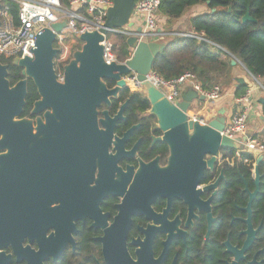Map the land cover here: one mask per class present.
I'll return each mask as SVG.
<instances>
[{"label": "flooded vegetation", "instance_id": "obj_1", "mask_svg": "<svg viewBox=\"0 0 264 264\" xmlns=\"http://www.w3.org/2000/svg\"><path fill=\"white\" fill-rule=\"evenodd\" d=\"M19 69L18 82L26 79ZM27 84L38 94L32 79ZM120 108L103 107L99 120ZM44 115L24 109L21 120L33 122L36 135ZM121 115L110 145L105 135L97 146L73 149L9 145L0 136V264H264L257 160L218 158L195 191L176 192L158 172L169 147L155 142L162 136L157 118ZM136 126L115 149V139ZM248 167L250 178L242 174Z\"/></svg>", "mask_w": 264, "mask_h": 264}, {"label": "water", "instance_id": "obj_2", "mask_svg": "<svg viewBox=\"0 0 264 264\" xmlns=\"http://www.w3.org/2000/svg\"><path fill=\"white\" fill-rule=\"evenodd\" d=\"M136 1L114 0L113 7L108 10L104 28L81 35L82 47L74 53L73 59L65 67L64 82L57 79L54 59L59 51L54 43L56 33L67 27L66 21L41 30L37 35L33 57L16 58L12 62L14 67L24 70L25 80L12 86L8 79L9 66L0 60V136L4 137L1 142L9 145L34 142L73 149L77 144L97 146L100 144V136L105 135L108 138L107 144L110 145L116 123L122 118L121 113L127 108L128 102L121 106L120 114L113 119L106 113L105 118L99 120L98 111L103 107H112L113 102L128 89L122 77L134 72L150 103V112L157 118V128L162 133L155 142H162L169 147L168 164L163 169L159 168L158 172L165 183L174 185L173 191H195L206 166L213 168L224 150H242L239 144L243 140L222 136L228 120L225 111L219 112L206 125L200 123L202 118H197L196 121L191 119L189 111L193 104L205 102V98L195 90L187 91L179 102L173 103L165 92L147 80L155 59L166 48L165 43L139 41L137 37H130L127 43L133 52L132 58L125 63L109 65L105 62L102 45L105 36L112 29L134 27L132 19ZM242 21L244 24L256 23L249 13ZM141 31L142 27L138 29V32ZM231 65L236 67L242 64L233 58ZM28 79L33 80L40 96L33 105L32 114L45 113L44 120H37L36 135L33 134V122L21 120L27 104ZM107 81L114 82L115 86L109 88ZM238 83L245 82L238 80ZM100 126L107 131H101ZM136 128L137 126L132 128L122 141L115 139V149L121 148ZM136 149L137 145L133 152ZM263 161V155L257 159V175Z\"/></svg>", "mask_w": 264, "mask_h": 264}, {"label": "trees", "instance_id": "obj_3", "mask_svg": "<svg viewBox=\"0 0 264 264\" xmlns=\"http://www.w3.org/2000/svg\"><path fill=\"white\" fill-rule=\"evenodd\" d=\"M208 1L210 4H207ZM1 2L2 9L9 11L17 19L18 5L13 0ZM62 3L68 6L69 0H62ZM197 5H207L208 12L192 18L191 25L198 37H203L210 43L198 38L176 37L165 43V50L153 63V71L166 80H174L186 72H192L201 87L210 90L219 85L221 78L227 86L231 84V59L236 58L248 73L262 80L264 85V0H160L158 16L166 18L168 26ZM248 13L256 23H243L242 19ZM108 38L114 44L117 59L120 62L128 60L133 54L127 43L128 38L122 34H109ZM1 62L9 66L8 79L12 86L16 85L21 78L20 69L12 65V60L2 58ZM107 85L112 88L114 82L107 81ZM247 91L248 86L245 83L238 84L236 99L245 96ZM128 99L126 111H150L151 106L144 93H132L129 89L113 102L110 109L117 111ZM37 100L39 96L36 89L30 87L25 110H32ZM221 155L224 159L256 161L253 155L246 153L237 157L236 150H224ZM259 169L264 176V161ZM251 170L250 167L245 168L242 174L250 178ZM227 174L235 175L236 172L228 170Z\"/></svg>", "mask_w": 264, "mask_h": 264}, {"label": "built area", "instance_id": "obj_4", "mask_svg": "<svg viewBox=\"0 0 264 264\" xmlns=\"http://www.w3.org/2000/svg\"><path fill=\"white\" fill-rule=\"evenodd\" d=\"M13 1L19 8L17 19L9 11L0 10V60L4 58L14 61L16 58L33 57L37 35L41 30L51 28L54 23L66 21L67 27L62 32L56 33L54 43V47L59 51L54 59L59 82H64L65 67L73 59L74 53L81 49V35L87 32L101 31L106 23L108 10L114 5V0H69L68 6L63 5L62 0ZM159 8L160 0H137L132 21L143 22L142 31L138 32V30L129 27L109 30L102 42L103 58L107 64L127 61L120 62L117 59L114 44L108 38L109 34H122L127 38L137 37L139 41L146 42H161L166 38V34L163 33L159 25ZM176 36L198 38L208 42L196 34H177ZM132 55L129 59L132 58ZM250 76L258 82L257 78ZM122 78L130 91H133V86L136 88V92H143L136 73L132 72ZM147 80L157 89L165 92L167 98L173 103L181 100V96L184 94L183 88L187 86L195 90L199 96H203L207 103H217L223 98V90L220 85H215L210 90H204L192 72H186L174 80H166L152 70L147 75ZM258 84L262 85L260 82ZM235 104V110L228 118L222 136L234 140L245 138L244 149L236 150L237 157L243 153L253 156L264 154V138L247 133L251 92L247 91L245 96L236 99ZM190 117L194 121L198 118L197 116ZM210 121L201 119L200 123L206 125ZM222 157L220 155V158Z\"/></svg>", "mask_w": 264, "mask_h": 264}, {"label": "crops", "instance_id": "obj_5", "mask_svg": "<svg viewBox=\"0 0 264 264\" xmlns=\"http://www.w3.org/2000/svg\"><path fill=\"white\" fill-rule=\"evenodd\" d=\"M208 12L207 5H197L192 8H190L186 14L174 21L171 24H168L167 27H170L171 29L166 32L162 28L163 33L166 34V38L164 40L172 41L174 38L178 37L177 34H195V31L191 25V19L203 15ZM161 18V17H160ZM162 21L166 23L167 25V19L162 18ZM144 23L140 21L134 22V29L138 30L139 28L143 27ZM162 43V42H160ZM251 74L248 73V71L242 66L238 65L236 67H233L231 71V84L228 86L224 83V79L221 78L218 82L219 85L222 86L223 90V98L221 101L217 103H207L205 102H199L193 104V109H195V113L191 116H197L200 118V112L201 108H211V110H216L217 113L221 111H225L227 114V118L231 116L233 111L235 110V94L238 80H243L245 84L248 86V91L251 92V105L249 110V118H248V124H247V133L252 136H258L264 138V85L263 81L258 79V82L262 85H259L256 80L251 79ZM192 88L187 86L183 88V93H186L187 91L191 90ZM215 117H213L214 119ZM244 141V138L242 139ZM243 141L240 142L239 146L244 149ZM242 149V150H243ZM264 156V154H257L254 155L256 160L260 156Z\"/></svg>", "mask_w": 264, "mask_h": 264}, {"label": "rangeland", "instance_id": "obj_6", "mask_svg": "<svg viewBox=\"0 0 264 264\" xmlns=\"http://www.w3.org/2000/svg\"><path fill=\"white\" fill-rule=\"evenodd\" d=\"M159 25H160V27L164 30V31H166V32H168V30L169 29H171V28H169V27H167V25H166V23H164V21H162V17L160 18L159 17ZM162 43H166V42H168V40L166 41V40H163V41H161ZM252 79V78H251ZM262 84V83H261ZM221 86V85H220ZM221 88H222V86H221ZM132 89H133V91H131L132 93H136V88L135 87H133L132 86ZM192 108H193V106H192ZM192 108L190 109V111H189V116H191L192 114H194L195 113V109H193L192 110ZM195 110V111H194ZM201 110V112H200V118H202L203 120H205V121H209V120H212L213 119V117H217L219 114L217 113V111L216 110H211V108L209 109V107L208 108H201L200 109Z\"/></svg>", "mask_w": 264, "mask_h": 264}]
</instances>
